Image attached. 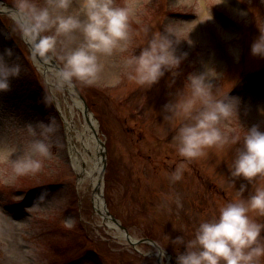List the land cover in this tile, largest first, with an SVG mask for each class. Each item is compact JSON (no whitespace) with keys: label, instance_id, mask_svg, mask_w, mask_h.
I'll use <instances>...</instances> for the list:
<instances>
[{"label":"rangeland","instance_id":"rangeland-1","mask_svg":"<svg viewBox=\"0 0 264 264\" xmlns=\"http://www.w3.org/2000/svg\"><path fill=\"white\" fill-rule=\"evenodd\" d=\"M4 1L18 8L21 2ZM36 2L44 6L48 0ZM115 6L130 9L129 35L111 53H97L101 70L93 83L78 80L88 88L85 98L93 105L89 109L106 150L101 183L108 212L134 240L147 232L165 253L147 244L134 249L96 210L91 178L78 182L71 171V143L76 141L85 153L76 138L85 115L73 103L67 84L54 72L45 79L32 52L24 47L22 52L24 32L17 34L18 21L0 14V55L21 66L18 76L9 77V89L0 90V264H157L154 252L160 264H178V255L186 250L175 241L178 236L192 239L203 220L218 217L224 204L240 198L241 188L246 199L257 185L264 186V177L232 175L245 130H264V57L251 52L254 40L264 34V0H115ZM63 14L86 19L82 0H73ZM161 32L173 39L181 62L166 67L153 84L141 85L130 79L133 68L127 61ZM54 33L53 27L39 35L42 40ZM84 42L77 30L57 34L51 48L40 42V48L63 68L67 55ZM23 71H32L33 80L62 87L47 85L52 104L42 106L47 123L54 119V131L46 137L50 154L33 153L43 167L17 175L13 161L30 151L33 139L44 138L27 128L39 133L41 121L32 110ZM206 73L215 99H236L237 116L222 118L218 125L229 143L206 147L189 160L180 154L178 139L189 118L180 111L172 115L166 106L192 97L190 75ZM85 86L80 87L83 94ZM196 107H202L199 98ZM234 138L239 143H232ZM181 161H187L183 177L174 180Z\"/></svg>","mask_w":264,"mask_h":264},{"label":"clouds","instance_id":"clouds-1","mask_svg":"<svg viewBox=\"0 0 264 264\" xmlns=\"http://www.w3.org/2000/svg\"><path fill=\"white\" fill-rule=\"evenodd\" d=\"M73 0H48L40 6L36 0H21L19 9L29 19L27 34H37L55 28L52 35L43 36L40 41L46 48L55 45L57 34H69L81 30L85 42L67 57L60 76L66 82L74 78L86 83H93L98 77L101 66L97 53H111L113 49L128 35L130 9L115 6V0H82V8L86 19L76 14H63L71 8ZM57 14L53 15L52 9ZM167 33V32H166ZM160 33L154 36L139 55L133 54L127 61L133 68L129 73L130 79L143 85H151L163 74L164 69L171 64L178 66L181 57L175 55L174 41L170 35ZM253 55L264 57V34H261L251 45ZM11 55V50H6ZM21 66L8 64L0 55V90L10 87V76H18ZM214 69L209 70V73ZM206 74H192L189 77L193 95L178 99L176 103L167 105L172 115L178 111L188 116L179 129V152L189 160L204 153L206 147L216 144L229 143L218 127L222 118L235 114L237 102L235 98L215 99L212 85L207 82ZM199 98L202 107H196ZM54 120V119H53ZM51 123L39 124L40 131L28 125L36 138L31 141L30 151L13 161L15 173L23 175L35 173L43 167V160L37 158L48 156L51 146L47 142L48 133L54 131ZM232 143H239L234 138ZM187 161H181L180 166L172 173L174 180H180L184 174ZM234 177L243 176L249 180L259 176L264 177V130L253 126L245 130L243 147L232 165ZM232 200L224 204L219 216L203 220L192 239L185 241L178 236L176 242L185 244L186 250L177 257L178 264H264V186L257 185L253 194L248 198ZM71 227V224H69Z\"/></svg>","mask_w":264,"mask_h":264},{"label":"bare ground","instance_id":"bare-ground-1","mask_svg":"<svg viewBox=\"0 0 264 264\" xmlns=\"http://www.w3.org/2000/svg\"><path fill=\"white\" fill-rule=\"evenodd\" d=\"M20 21L24 25L25 32H24V40H26L29 44L32 45L34 49V37L31 34H27V29L29 27V23L22 19V17H19ZM37 51V55L35 57V61L37 63V66L46 72H54L53 74L58 77L55 71H53L52 67H50V60L45 58L40 51ZM60 81H63L62 78H60ZM66 89L69 90V93L72 97L73 103L76 105V107L80 111L83 110V104L77 96L72 92L71 88L69 85L66 86ZM84 114V112H83ZM84 129L80 131L79 135L77 136L78 139L81 140V144L83 145V148L85 150L90 151L91 157H89L90 160H92V165L90 169H85L82 168V166H85L87 163L86 156L83 154L80 155L79 158H77L75 155L73 156L74 159V164L76 171L80 174H83L84 176H91V183L94 188V195H93V200H94V205L97 211H102L103 209V204H102V199H101V189H102V184L99 182V173H100V160H101V149H100V144H99V139H96L95 134L97 135L98 133V127H97V122L94 118V116L90 113L87 112L85 113V122H84ZM98 138V137H97ZM97 141V142H95ZM111 226H114L112 223H109Z\"/></svg>","mask_w":264,"mask_h":264},{"label":"trees","instance_id":"trees-1","mask_svg":"<svg viewBox=\"0 0 264 264\" xmlns=\"http://www.w3.org/2000/svg\"><path fill=\"white\" fill-rule=\"evenodd\" d=\"M32 81L29 80L30 82H28V86H29V89L31 91V99L33 100V104H34V107L32 109H35L36 111H38L39 113V117H40V121L45 123V124H48L47 120L45 118H43V110L44 108L42 107L45 103L48 102L49 105L52 104V102L50 101L49 99V96L47 94V91L45 89V87L41 84V82H39L38 80H33V77H31ZM74 82L77 84V86L79 87H82V86H85L83 85L81 82H79L76 78H74ZM86 87V88H85ZM83 87V91H84V96H86V90L88 89L87 86ZM87 98V96H86ZM143 236H145L146 238H153L151 234H147L144 233Z\"/></svg>","mask_w":264,"mask_h":264},{"label":"water","instance_id":"water-1","mask_svg":"<svg viewBox=\"0 0 264 264\" xmlns=\"http://www.w3.org/2000/svg\"><path fill=\"white\" fill-rule=\"evenodd\" d=\"M9 6V5H8ZM11 9H13L14 11H16L17 13H22V12H20V11H18L17 9H15V8H11ZM22 14H24V13H22ZM25 15V14H24ZM53 64H54V66L56 67V69H58V71L60 72V68H59V66L56 64V62H54L53 61ZM72 82V81H71ZM73 87H74V89L76 90V92L78 93V91H77V89H76V87L73 85ZM82 98V97H81ZM80 98V99H81ZM85 108L88 110V107H87V105L85 104ZM108 215V214H107ZM115 223H117V224H119V221H117V219H115L114 217H112V216H110V215H108ZM121 229L124 231V233H126L127 234V232L125 231V229L124 228H122L121 227ZM127 237H128V241H130V243L132 244V245H135V244H138L139 242H134V241H131V239H130V236L127 234ZM155 245V247L157 248V250H159L160 249V247L159 246H157L156 244H154Z\"/></svg>","mask_w":264,"mask_h":264}]
</instances>
